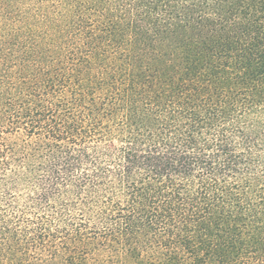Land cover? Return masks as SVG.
<instances>
[{
    "label": "trees",
    "instance_id": "16d2710c",
    "mask_svg": "<svg viewBox=\"0 0 264 264\" xmlns=\"http://www.w3.org/2000/svg\"><path fill=\"white\" fill-rule=\"evenodd\" d=\"M0 264H264V0H0Z\"/></svg>",
    "mask_w": 264,
    "mask_h": 264
}]
</instances>
